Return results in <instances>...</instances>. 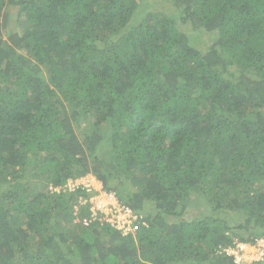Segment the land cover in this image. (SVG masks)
<instances>
[{"label":"trees","instance_id":"1","mask_svg":"<svg viewBox=\"0 0 264 264\" xmlns=\"http://www.w3.org/2000/svg\"><path fill=\"white\" fill-rule=\"evenodd\" d=\"M89 173L136 233L54 192ZM259 239L264 0H0V264H236Z\"/></svg>","mask_w":264,"mask_h":264},{"label":"built area","instance_id":"2","mask_svg":"<svg viewBox=\"0 0 264 264\" xmlns=\"http://www.w3.org/2000/svg\"><path fill=\"white\" fill-rule=\"evenodd\" d=\"M83 178L81 182L77 181V179H71L63 186L55 188L54 192L79 191L93 196L99 194L100 198L96 199V204L90 206L94 221L108 222L113 228L121 231L124 235L136 233L139 230L141 226L140 222L143 221L144 217L134 212L128 206L120 203L113 192H106L101 183L95 184L97 179L94 175ZM90 222L87 219L82 220L85 226H88ZM252 247L258 250L255 253V258L251 253V250L253 251ZM224 252L226 255L234 258L236 264L259 263L264 260V239H259L253 244L236 242L233 247L224 249Z\"/></svg>","mask_w":264,"mask_h":264},{"label":"rangeland","instance_id":"3","mask_svg":"<svg viewBox=\"0 0 264 264\" xmlns=\"http://www.w3.org/2000/svg\"><path fill=\"white\" fill-rule=\"evenodd\" d=\"M148 4H150V3H148ZM12 18H15V14H13V16H12ZM15 21V20H14ZM12 22L11 23V25H10V28H9V30H8V32H6V33H3V36L4 37H7V34L8 33H12V31L13 30H15V29H17V25H16V23L15 22ZM19 29L18 30H20V27H18ZM83 126H85V124L83 125ZM89 176H91V174H88V175H86L85 177L87 178V177H89ZM95 176V175H94ZM92 178V177H91ZM81 179H84L83 177L82 178H79V179H77V181H79V182H81L82 180ZM97 179V178H96ZM74 180H76V179H74ZM99 183H101L100 182V180H96L95 181V184H99ZM102 184V183H101ZM103 185V184H102ZM105 190V189H104ZM106 192H109L108 190H105ZM62 193H67L68 191H61ZM69 193H78V191L77 192H69ZM81 193H83V192H81ZM110 193V192H109ZM84 194V193H83ZM86 194V193H85ZM87 195V194H86ZM97 198H100V195L99 194H96V195H88V199L87 200H81V203H86V201H88L89 200V202L91 203V205L92 204H96V199ZM80 199H81V197H80ZM193 209V208H192ZM193 210H195V209H193ZM196 211V210H195ZM198 211L199 212H201L202 210L199 208L198 209ZM187 217H190L191 215L189 214H187L186 215ZM75 221H79L78 219H76ZM22 226H24L23 224L20 226V227H22ZM252 249H253V251L251 250V253H252V256H254V258L256 257V255H255V253L256 252H258V250L255 248V247H252Z\"/></svg>","mask_w":264,"mask_h":264},{"label":"clouds","instance_id":"4","mask_svg":"<svg viewBox=\"0 0 264 264\" xmlns=\"http://www.w3.org/2000/svg\"><path fill=\"white\" fill-rule=\"evenodd\" d=\"M89 174L94 175L93 173H89ZM87 175H88V174H87ZM85 176H86V175H85ZM85 176H82V177H85ZM82 177H79V178H82ZM95 177H96V176H95ZM79 178H76V179H79ZM96 178H97V177H96ZM97 179H98V178H97ZM69 180H71V179H68L67 182H68ZM73 180H74V179H73ZM98 180H99V179H98ZM67 182H66V183H67ZM100 182H101V180H100ZM66 183H65V184H66ZM101 183H102V182H101ZM102 184H103V183H102ZM103 186H104V185H103ZM104 189H105V188H104ZM105 190H106V189H105ZM75 192H77V191H75ZM78 192H79V191H78ZM109 192H111V191H109ZM57 193H58V192H57ZM60 193H61V192H60ZM83 193L85 194V192H83ZM113 193H114V192H113ZM114 194H115V193H114ZM115 195H116V194H115ZM116 196H117V195H116ZM117 198H118V197H117ZM118 200H119V199H118Z\"/></svg>","mask_w":264,"mask_h":264}]
</instances>
